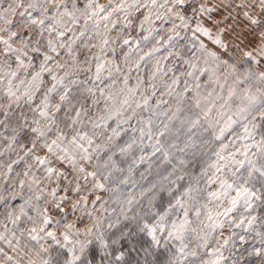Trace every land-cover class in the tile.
<instances>
[{
    "label": "snow or ice",
    "instance_id": "6c2138e0",
    "mask_svg": "<svg viewBox=\"0 0 264 264\" xmlns=\"http://www.w3.org/2000/svg\"><path fill=\"white\" fill-rule=\"evenodd\" d=\"M0 264H264V0H0Z\"/></svg>",
    "mask_w": 264,
    "mask_h": 264
}]
</instances>
